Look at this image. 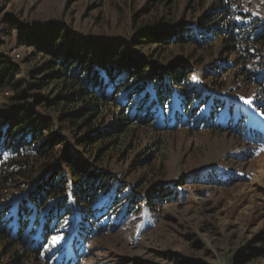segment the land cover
Masks as SVG:
<instances>
[{"label":"trees","instance_id":"obj_1","mask_svg":"<svg viewBox=\"0 0 264 264\" xmlns=\"http://www.w3.org/2000/svg\"><path fill=\"white\" fill-rule=\"evenodd\" d=\"M202 2L198 0L203 12L196 24L140 26L129 42L93 41L63 23L29 27L15 14H4L0 94L7 103L0 110L1 245L29 262L79 264L92 255L91 241L113 231L110 216L118 202L124 207L117 213L125 217L134 206L135 211L155 210L169 200L168 188L153 187L143 197L140 185H134L133 192L104 170L108 155L102 152L128 133L130 125L147 126L157 134L210 128L264 147V135L249 125L251 117L232 115L234 109L253 105L264 117V89L257 87L264 74L256 79L245 69L259 56L254 52L264 49V31L258 33L263 22L240 11L244 9L237 0ZM252 28L256 31L250 32ZM218 42L226 52L240 56L237 66L254 85L250 104L241 95L230 101L225 85L215 82L217 73L228 72L231 64L212 66L205 74L191 55L158 64L159 52L171 46L203 52ZM145 47H154L156 53L145 55ZM21 48L26 50L23 59L16 53ZM217 112L229 119L214 122ZM59 230L62 240L55 246ZM257 244L261 248L250 249V256L264 257V233ZM52 246L60 248L52 252Z\"/></svg>","mask_w":264,"mask_h":264},{"label":"rangeland","instance_id":"obj_2","mask_svg":"<svg viewBox=\"0 0 264 264\" xmlns=\"http://www.w3.org/2000/svg\"><path fill=\"white\" fill-rule=\"evenodd\" d=\"M203 1V5L213 2ZM237 1L244 9L240 11L264 24V0ZM148 4L152 6L147 8ZM202 7L198 0H0V22L10 12L25 26L45 28L63 23L71 32L93 41L129 42L140 26L194 25ZM237 21L245 23L243 19ZM263 24L258 33L264 31ZM222 45L218 42L203 52L192 46H171L159 52L158 64L166 66L181 54L195 57L204 74L212 66L231 64L228 72L217 73L215 82L225 85L230 101H237L234 97L241 95L252 102L254 85L248 84L242 76L244 71L237 66L240 56L226 52ZM153 48L145 47L143 53L152 56L156 53ZM257 51L254 54L259 56L251 58L245 69L261 79L264 49ZM25 52L21 48L16 53L23 59ZM261 83L256 85L264 89V80ZM6 103L0 94V110ZM241 113L248 114L250 127L264 135V117L253 105L234 109L232 115ZM218 115L214 122L229 119L224 112H217L215 117ZM138 127L130 125L128 133L107 145L102 152L108 155L103 168L133 192H137L134 185H140L142 196L153 187L168 188L172 196L155 210L144 207L135 211L134 206L125 217L117 213L124 207H118V202L110 216L113 231L91 241L92 255L79 264H177V260L186 264H264V257L250 256V249L261 248L257 238L264 233V147L245 144L232 134L210 128H177L157 134L147 126ZM63 135L69 141L68 134ZM60 231L55 246L61 244ZM55 246L52 252L60 248ZM16 258L18 264H42L29 262L0 244V264H15Z\"/></svg>","mask_w":264,"mask_h":264},{"label":"snow or ice","instance_id":"obj_3","mask_svg":"<svg viewBox=\"0 0 264 264\" xmlns=\"http://www.w3.org/2000/svg\"><path fill=\"white\" fill-rule=\"evenodd\" d=\"M245 103H249V104H250V103H251V101H245ZM262 150H264V149H262Z\"/></svg>","mask_w":264,"mask_h":264}]
</instances>
